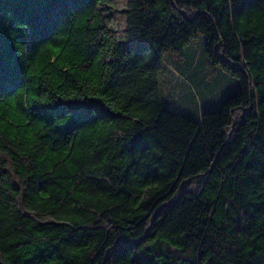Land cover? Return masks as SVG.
I'll return each mask as SVG.
<instances>
[{
  "label": "trees",
  "instance_id": "obj_1",
  "mask_svg": "<svg viewBox=\"0 0 264 264\" xmlns=\"http://www.w3.org/2000/svg\"><path fill=\"white\" fill-rule=\"evenodd\" d=\"M0 34V264H264V0H0ZM198 34L218 100L165 60Z\"/></svg>",
  "mask_w": 264,
  "mask_h": 264
},
{
  "label": "rangeland",
  "instance_id": "obj_2",
  "mask_svg": "<svg viewBox=\"0 0 264 264\" xmlns=\"http://www.w3.org/2000/svg\"><path fill=\"white\" fill-rule=\"evenodd\" d=\"M203 40L204 37L201 34H198L192 40L191 45L188 47V49L191 51L188 57L185 56L183 58L179 54H171L168 56V58L166 57L165 60H170L167 62L173 66L175 70H183L182 72H184V77L195 87L197 86L196 84L198 82V73L203 70L206 73L207 78H210V81H213V89L208 91L205 90L207 88L206 87L203 92L196 95V98H203L204 94L208 93L210 97H213V100H218L219 97L217 98V93L220 90V87L227 89V87L230 86L229 81H232L235 78L220 69L215 70L209 66L208 62H206V58L201 53ZM164 66L159 72L158 80L161 94H163L162 98L170 97L171 99L170 105H168L169 110L178 112L180 111L188 117L196 118L201 108H205L206 104L202 101L200 102L199 99L196 103H192L193 99L190 95L191 91H186L185 88L182 89L179 87V82L182 83L183 80L181 78L179 79L178 73L176 74L175 70H173L171 67L166 68ZM189 66L191 69L187 71ZM174 89H177V92ZM197 92H199V89Z\"/></svg>",
  "mask_w": 264,
  "mask_h": 264
},
{
  "label": "snow or ice",
  "instance_id": "obj_3",
  "mask_svg": "<svg viewBox=\"0 0 264 264\" xmlns=\"http://www.w3.org/2000/svg\"><path fill=\"white\" fill-rule=\"evenodd\" d=\"M69 2L71 3H76L78 2V0H69ZM34 38L39 40V33L38 31L34 30ZM4 40H3V35L0 34V88L3 87V83H4ZM46 103H50V101H45ZM57 110L62 113V114H67L66 113V106L65 105H60L57 104ZM39 112L43 113L46 110L45 109H38Z\"/></svg>",
  "mask_w": 264,
  "mask_h": 264
}]
</instances>
